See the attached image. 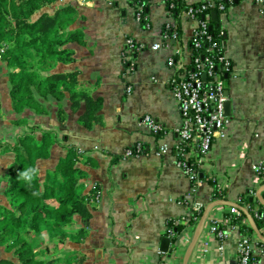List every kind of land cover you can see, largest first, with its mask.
<instances>
[{"label": "crops", "instance_id": "obj_1", "mask_svg": "<svg viewBox=\"0 0 264 264\" xmlns=\"http://www.w3.org/2000/svg\"><path fill=\"white\" fill-rule=\"evenodd\" d=\"M145 1L144 25L136 20L139 7L133 0H56L32 15L35 20L43 11L52 15L68 6L76 10L71 29L82 31L83 42L71 45L73 62L59 63L50 72L77 71L79 82L94 98L102 100V124L91 130L78 123L77 114L72 112L63 131L51 118L26 113L31 124L42 130L55 129L59 139L66 137L52 149L49 158L38 163L41 180L65 156L63 145L73 144L98 161L97 167L80 165L87 171L80 190L98 188V199L95 196L92 200L93 214L86 220L75 217L67 227L82 228L85 235L69 234L53 253L58 258L56 264H67L62 261L70 257L81 258L79 264H158L170 253L160 250L167 222L184 215L183 201L204 209L211 201L219 200H212L213 187L205 181L190 193L192 184L171 150L180 115L169 85L166 59L177 48L187 53L195 22L184 10L172 14L166 0ZM174 1L186 7L203 0ZM217 22L224 30V54L232 63L225 77L232 114L227 135L214 140L207 159L217 184L225 190L223 199L239 205L249 191L257 209L262 204L256 192L262 184L256 179L253 165L264 158V8L254 0H234L223 17L218 13ZM166 25L172 31L167 42L162 37V27ZM126 38L145 44L134 55L132 72H128L122 57ZM155 43L160 44L159 48H152ZM9 72L0 56V143L14 146L22 125L11 123ZM145 114L162 125L166 133L158 137L141 128L138 120ZM40 134L36 132L37 137ZM136 143L143 146L144 153L122 158L124 148ZM162 144L169 150L159 154ZM14 159L13 151L0 150V205L8 206L6 177ZM207 168H203L206 175ZM229 207L219 205L210 210L188 264H235L238 240L244 232L232 229L223 248L217 238L205 232L207 222L213 217L226 218ZM242 207L248 210L246 203ZM183 244L186 249L188 244ZM168 247L170 250V243ZM3 257H10V253L0 246V258ZM260 264H264V257Z\"/></svg>", "mask_w": 264, "mask_h": 264}, {"label": "trees", "instance_id": "obj_2", "mask_svg": "<svg viewBox=\"0 0 264 264\" xmlns=\"http://www.w3.org/2000/svg\"><path fill=\"white\" fill-rule=\"evenodd\" d=\"M54 1L0 0V49L6 45L0 56L10 69L11 123L26 126L30 117L26 113H31L35 117L53 119L58 130L63 131L68 127L69 113L72 112L77 114L78 123L91 130L95 125L102 124V100L94 98L79 82L77 71L50 72L59 63L73 62L75 52L71 45L83 42L82 31L71 29L76 21V10L68 6L56 10L52 15L43 11L32 20L34 13ZM132 3L139 7L137 12H140L144 25L147 19L146 1L133 0ZM166 3L174 15L189 7L197 9L199 6V3H195L184 7L174 0H166ZM210 11H200L196 15L208 20V31L212 39L218 42L214 53H222L224 30L217 21L210 19ZM171 32V28L162 27V34L171 35ZM200 39L198 47L192 41H189V47L193 50V57L202 59L213 52H207V40ZM124 63L127 64L126 61ZM218 64L216 69L220 71ZM226 75L222 74L223 79ZM30 130V133L20 136L14 146L0 143L2 152L15 153L6 177L8 185L5 194L10 206L0 205V246L11 254L10 257L0 258V264H56L58 258L53 253L67 236L85 235L82 228L68 230L67 227L75 222V217L90 219L94 210L92 200L97 196L98 188L94 186L89 192L80 190L81 180L87 176V171L80 165L97 167L98 161L73 144L63 145L65 156L59 159L53 169L47 170L45 178L41 180L38 163L49 158L52 149L60 146L66 137L63 135L59 139L55 129L42 130L36 124H32ZM36 132L41 133L40 137H37ZM162 135L157 134L158 137ZM201 173L203 176L200 180L213 187L212 200L225 198V190L218 186L215 176L204 174L200 168L199 177ZM253 196L248 191L241 197L239 205H248L247 211L262 232L264 218H258L257 214H264V206L259 204L256 209ZM202 209L198 215L202 214ZM228 216L242 232L252 233L251 227L243 223L246 219L243 211L239 215ZM174 221L168 220L167 226L178 234L185 225ZM193 222L191 218L189 223ZM164 237H167L166 232ZM261 244L258 242V245ZM62 262L79 264L82 259L70 257Z\"/></svg>", "mask_w": 264, "mask_h": 264}, {"label": "built area", "instance_id": "obj_3", "mask_svg": "<svg viewBox=\"0 0 264 264\" xmlns=\"http://www.w3.org/2000/svg\"><path fill=\"white\" fill-rule=\"evenodd\" d=\"M234 0H203L199 3L197 9L189 7L185 15L195 22V26L188 39L187 53L180 49H174L166 59V65L169 70V85L176 99L180 115V124L176 128V139L171 148L177 165L186 173L190 183V193H193L202 183L199 178V169L207 168L209 176H213L210 170L211 165L207 155L211 149L214 140L223 138L227 135L230 118L224 113V102L227 99L225 95V79L222 74H229L232 70L230 59L222 53H214L218 42L212 39L208 31V20L200 19L196 14L200 11L216 9L220 16L223 17L228 7ZM256 4L264 8V0H254ZM136 20L141 22L140 12L136 13ZM169 28V26H165ZM175 36V35H174ZM173 36V37H174ZM163 39L167 42L170 35L162 34ZM205 38L208 43L207 54L202 59L198 56L193 57V50L189 47V41L198 47L201 43L200 38ZM198 38V39H196ZM160 44L155 43L152 48H159ZM144 43H137L131 38H126L125 49L122 52L124 62L127 63L128 72L134 70V55L137 51L144 48ZM0 52H2L0 50ZM216 63L220 65V71L216 69ZM129 91V88H128ZM138 124L141 128L154 134L166 133L164 127L157 123L152 116L142 115ZM32 124L29 123L18 129V133L29 130ZM169 147L162 144L159 147V154L168 152ZM144 153V148L140 143L124 148L122 158L135 157ZM258 183L264 186V158L253 165ZM220 187V185H218ZM264 197V191H263ZM98 199V196H96ZM184 215L175 219V223H182L185 227L180 233L176 234L167 226L165 232L170 239V253L167 260H160L158 264H181L184 254V244H188L195 226L200 218L198 212L200 207L196 203L183 201ZM256 208V207H255ZM197 213V215H196ZM227 213L230 215H239L240 211L235 207H229ZM230 216L226 218L213 217L207 222L205 232L217 238L223 248V243L230 238L232 229H239L238 225L231 222ZM262 219L264 214H257ZM192 218L193 223H189ZM243 223L249 225L244 219ZM261 232V231H260ZM261 234L264 236V230ZM256 236L255 233H242L238 240V250L235 256V264H260L261 257H264V243Z\"/></svg>", "mask_w": 264, "mask_h": 264}, {"label": "water", "instance_id": "obj_4", "mask_svg": "<svg viewBox=\"0 0 264 264\" xmlns=\"http://www.w3.org/2000/svg\"><path fill=\"white\" fill-rule=\"evenodd\" d=\"M210 16H211L212 21L216 22L218 20V11L216 9L211 10ZM225 95L227 96V99L224 102V113L226 116L230 117L232 114V111H231L232 100L228 98V96H229L228 91H225ZM263 191H264V186L260 187L257 190L256 197L259 200V202L264 206V197L262 196ZM219 205H227V206L235 207V208H238L239 210H242L246 215V218L248 220L249 226L251 227V230L256 234V236L259 238V240L264 243V236L259 231L253 217L249 214V212L244 207L238 205L235 202H232V201H229L226 199H219V200L211 201L203 209V212H202V214H201V216H200V218H199V220L195 226L192 237H191V239H190V241H189V243H188V245L184 251L183 258H182V264H188L189 258L192 254V251L196 247L197 242H198V240L202 234V231L204 229L206 219L208 217L210 210L213 209L215 206H219ZM169 243H170V239L168 237H162V239L160 241V250L163 252H168V251L170 252L169 247H168Z\"/></svg>", "mask_w": 264, "mask_h": 264}, {"label": "rangeland", "instance_id": "obj_5", "mask_svg": "<svg viewBox=\"0 0 264 264\" xmlns=\"http://www.w3.org/2000/svg\"><path fill=\"white\" fill-rule=\"evenodd\" d=\"M5 47H6V45L4 44L3 45V47L0 49L2 52L4 51V49H5ZM1 52V53H2ZM28 123H30L29 121H28ZM28 123L27 124H25V125H28ZM21 127H24V125H22ZM31 132V130L29 129V130H25V132H21V133H18V136L20 137V136H22V135H24V134H26V133H30ZM18 137V138H19ZM8 200H9V198H8ZM8 206H10V204H9V201H8V204H7ZM6 253H10L11 254V252H6Z\"/></svg>", "mask_w": 264, "mask_h": 264}]
</instances>
